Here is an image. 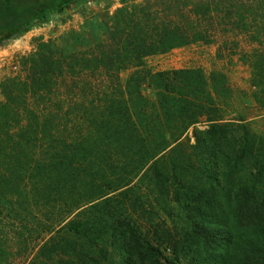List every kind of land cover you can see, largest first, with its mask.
I'll return each instance as SVG.
<instances>
[{"label": "trees", "instance_id": "obj_1", "mask_svg": "<svg viewBox=\"0 0 264 264\" xmlns=\"http://www.w3.org/2000/svg\"><path fill=\"white\" fill-rule=\"evenodd\" d=\"M122 3L101 22L103 32L92 44L65 51L52 39L39 40L31 53L19 58L20 73L0 81L2 207L11 203L26 216L21 192L29 198V206L32 201L48 204L58 193L61 200L63 195L66 199L65 208H60L61 214L53 223L43 220L33 226L38 234L56 233V237L45 235L31 242L24 234L33 232L24 230L19 233L23 242L6 237L0 240V257L6 259L0 264H17L18 260L22 264H75L65 256L70 250L80 253L83 243L61 233L72 232L82 240L100 235L126 236L125 230L115 232L112 228L110 207L115 196L134 193L139 201L142 195L137 189L142 184L160 193L155 199L170 200L174 193L176 202L203 205L208 203L204 194L209 188L226 191L222 205L232 211L228 218L237 229H225L224 246L213 236H198V240L208 250L219 251L229 264H264V244L258 250L253 244L236 247L233 241L238 230L264 228V177L252 178L250 186L239 187L243 184L239 174L243 153L248 150L251 157L259 137L252 132L245 141L243 120L224 118L209 87L210 79L201 69L154 72L144 61L148 56L195 42L216 39L225 44L230 36L264 45V0ZM66 5V1L52 2L47 10H39L37 17L41 19ZM14 6L6 5L5 13ZM30 21L31 17H26L20 27L6 25L0 31V40L23 32ZM226 25L237 32L226 33L222 28ZM243 55L264 75V52ZM129 69L132 71L122 81L121 71ZM145 84L154 89V97L145 95ZM258 155L262 159L253 161L262 171L264 152ZM88 204L97 211L93 220L69 219ZM155 214V210L148 213L149 227L157 228ZM168 232L166 227L159 233ZM11 234L15 237L17 232ZM141 244L146 258L156 256L164 264H175L160 249L161 244L173 247L174 238L160 236L154 243L143 239ZM231 254L234 260H229Z\"/></svg>", "mask_w": 264, "mask_h": 264}, {"label": "rangeland", "instance_id": "obj_2", "mask_svg": "<svg viewBox=\"0 0 264 264\" xmlns=\"http://www.w3.org/2000/svg\"><path fill=\"white\" fill-rule=\"evenodd\" d=\"M22 1L0 0V25L6 20L4 16L7 10L6 5L12 2L17 6ZM122 1L82 0L67 4L68 6L59 11L30 21L23 32H17L0 40V81L6 76L20 73L19 58L31 53L39 40L52 39L65 51H73L92 44L103 32L101 22L107 20L118 8L122 7L124 5ZM124 1L130 4L139 3L142 0ZM222 28L226 30V33L231 32L230 35L237 32L233 31L231 25ZM230 37L225 44L216 39L208 43L195 42L173 48L165 53L148 56L144 61L146 67L154 72L180 68L201 69L210 79L209 87L224 118L243 120L245 141L252 132L259 137V140H255V144L258 141L259 144L252 148V156L250 157L248 150H245L240 162L239 174L243 184H239V187L245 188V185L250 186L252 178L264 177V170H259L257 163L253 161L255 158L256 160L257 158L262 159V155L258 154L264 152V146L261 145L263 143H260V138L264 137V99L257 102L258 98L264 97V75L260 73L258 65L254 66L245 60L243 53L251 52L257 55L264 52V45L246 42L240 36L236 37L238 42L234 44L235 39H232L233 36ZM131 71L130 69L121 71V80L125 81ZM258 82H262L263 85ZM142 88L147 97H154L155 91L150 85L145 84ZM189 134H191V129ZM222 170L224 171V167ZM211 184L209 182V185ZM220 189L209 188L204 194L208 196V203L204 205L197 202H176L174 193L169 196L171 201L155 199L160 193L156 189H148L143 184L137 189V194L142 195L139 201L136 200L135 195H132L134 193L115 196L109 213V216L113 217L114 227L112 228H115V232L119 229L125 230L126 236L100 235L101 239L100 236H91L82 240L71 234L72 232L61 233L62 237L83 243L80 253H72L69 248L70 253L66 254L65 258L72 260L75 264H137L139 261H144V264H164V261L156 256L146 258L141 248L143 239L154 243L161 236V238H174L173 247H170V244H161L160 249L175 264H229L219 251L208 250L202 241L198 240V236H213L215 242L224 246L227 243L225 229L229 227L237 229L228 218L232 211H227L228 209L222 205L226 191L220 192ZM61 195L59 193L52 195L48 204L43 202L36 204L32 201L29 206V198L21 192L23 199L21 207L28 212L26 216L19 206L15 210V205L6 202L5 207H2L0 201V240L10 237L15 238L11 240L12 242H23L20 241L21 234H19L23 233V230L33 232L32 235L24 234L25 238H28L26 240L31 242H38L39 238L45 235L46 238L56 237L57 235H54L56 233L38 234L33 226H36V223L39 226L43 220L48 224L55 221L58 213L61 214V209L65 208V195H63V200H61ZM179 195L182 196L181 193ZM120 201H122L121 205ZM91 206L92 204H88L80 208L69 219L93 220L97 211ZM165 207L168 208V215L164 213ZM152 210L158 212V215H153L157 228L149 227L146 223L148 213ZM24 218L25 220H21ZM166 227H169L170 232L160 235V230ZM14 231L17 232L15 237L11 234ZM138 236L142 239L139 240ZM88 240L91 243L89 246H87ZM234 240L236 247L253 244L259 250L264 244V228L257 231L238 230L234 235ZM12 242H10L11 246H13ZM31 257L32 253L28 255V260ZM3 259L5 262V256L0 257V263H3ZM229 260H234L233 254L230 255ZM17 264H22L21 260H18Z\"/></svg>", "mask_w": 264, "mask_h": 264}, {"label": "crops", "instance_id": "obj_3", "mask_svg": "<svg viewBox=\"0 0 264 264\" xmlns=\"http://www.w3.org/2000/svg\"><path fill=\"white\" fill-rule=\"evenodd\" d=\"M60 1H66L67 4L70 5L82 0H69V1L68 0H23L22 3H20L19 5L17 6L15 5L10 13L4 14L6 20L2 22V24L0 25V31L4 28L6 29L7 27L12 28L13 23L14 25H18V26L23 24L26 17H31V21H32L38 18L37 13L39 10L43 9L45 11L51 7L52 2H60ZM47 2L51 4L48 5ZM42 3H45L46 5H41ZM6 25L7 27H5Z\"/></svg>", "mask_w": 264, "mask_h": 264}]
</instances>
